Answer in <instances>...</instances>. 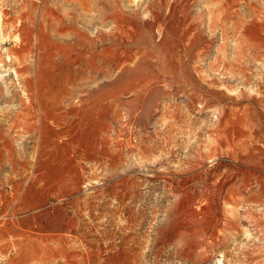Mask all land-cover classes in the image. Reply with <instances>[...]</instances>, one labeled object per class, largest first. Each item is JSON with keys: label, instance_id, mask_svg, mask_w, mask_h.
Segmentation results:
<instances>
[{"label": "rangeland", "instance_id": "1", "mask_svg": "<svg viewBox=\"0 0 264 264\" xmlns=\"http://www.w3.org/2000/svg\"><path fill=\"white\" fill-rule=\"evenodd\" d=\"M0 264H264V0H0Z\"/></svg>", "mask_w": 264, "mask_h": 264}, {"label": "bare ground", "instance_id": "2", "mask_svg": "<svg viewBox=\"0 0 264 264\" xmlns=\"http://www.w3.org/2000/svg\"><path fill=\"white\" fill-rule=\"evenodd\" d=\"M27 82V80L26 79H23V83L25 84Z\"/></svg>", "mask_w": 264, "mask_h": 264}]
</instances>
